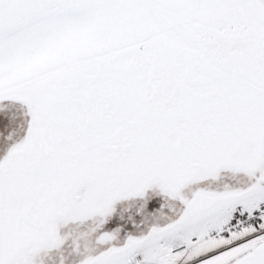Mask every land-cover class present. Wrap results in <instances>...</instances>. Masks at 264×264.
<instances>
[{"label":"snow or ice","instance_id":"1","mask_svg":"<svg viewBox=\"0 0 264 264\" xmlns=\"http://www.w3.org/2000/svg\"><path fill=\"white\" fill-rule=\"evenodd\" d=\"M0 264H264V0H0Z\"/></svg>","mask_w":264,"mask_h":264}]
</instances>
